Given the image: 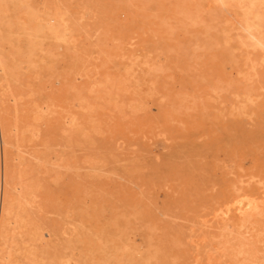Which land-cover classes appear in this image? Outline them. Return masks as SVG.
Wrapping results in <instances>:
<instances>
[{
    "label": "rangeland",
    "instance_id": "374dc122",
    "mask_svg": "<svg viewBox=\"0 0 264 264\" xmlns=\"http://www.w3.org/2000/svg\"><path fill=\"white\" fill-rule=\"evenodd\" d=\"M208 1L0 0V123L53 224L41 264H264V0Z\"/></svg>",
    "mask_w": 264,
    "mask_h": 264
},
{
    "label": "bare ground",
    "instance_id": "6f19581e",
    "mask_svg": "<svg viewBox=\"0 0 264 264\" xmlns=\"http://www.w3.org/2000/svg\"><path fill=\"white\" fill-rule=\"evenodd\" d=\"M127 1V0H126ZM194 1V0H193ZM208 1V0H207ZM213 1V0H212ZM211 0H210V2H212ZM142 2V1H141ZM210 2L208 1V3L210 4ZM218 2V1H217ZM14 3H15V1H14ZM44 4V3H43ZM195 4H196V2H195ZM206 4V3H205ZM212 4V3H211ZM25 5V4H24ZM28 5V4H27ZM143 5V4H142ZM197 5V4H196ZM219 6H221L220 5V3L218 4ZM12 6V5H11ZM26 6V5H25ZM25 6H23L22 5V7H25ZM32 6V5H31ZM48 6V5H47ZM212 6V5H211ZM13 7V6H12ZM21 7V8H22ZM30 7V6H29ZM43 7V6H42ZM57 7H59V6H57ZM56 7V8H57ZM128 7V6H127ZM213 7V6H212ZM28 9V6L27 7H25V9ZM31 8V7H30ZM50 8V7H49ZM55 8V7H54ZM217 8V7H216ZM47 9H48V7H47ZM47 9L46 10H44L45 12H46V14H47ZM58 9V8H57ZM220 9V8H219ZM217 10L218 12L219 11H221V9L220 10ZM36 10V9H35ZM42 10V9H41ZM56 10V9H55ZM58 10H60V7H59V9ZM62 10V9H61ZM66 10V9H65ZM116 10V9H115ZM38 11V10H37ZM63 11V10H62ZM117 11V10H116ZM115 11V12H116ZM216 11V12H217ZM27 12H29L30 13V15H32L31 14V12L30 11H27ZM26 12V13H27ZM39 12H40V10H39ZM61 12V11H60ZM67 12V11H66ZM189 12V11H188ZM4 13V12H3ZM29 13H27L28 15H29ZM32 13H34L33 11H32ZM38 13V12H37ZM37 13L35 14V15H37ZM41 13V12H40ZM58 13V12H57ZM61 13H64V12H61ZM69 13H71V12H69ZM110 13H113V12H110ZM187 13V12H186ZM45 14V13H44ZM55 14H56V11L54 12V14H53V16L52 17H54L55 16ZM65 14V13H64ZM64 14L63 15H60V18L61 17H63L64 16ZM68 14V13H67ZM190 14V13H189ZM188 14V15H189ZM217 14V13H216ZM216 14H215V16H216ZM2 15V14H1ZM41 15H42V13H41ZM40 15V16H41ZM48 15H51V14H48ZM47 15V17H49ZM71 15V14H70ZM69 15V16H70ZM73 15V14H72ZM119 15V14H118ZM217 15H219V13L217 14ZM33 16V15H32ZM39 16V15H38ZM37 16V17H38ZM39 16V17H40ZM43 16V15H42ZM41 16V18L43 19V17ZM46 16V15H45ZM65 16H66V14H65ZM64 16V17H65ZM182 16H183V14H182ZM185 16H186V14H185ZM192 16V15H191ZM190 16V17H191ZM28 17V16H27ZM47 17H46V19H47ZM67 17V16H66ZM72 17V16H71ZM184 17V16H183ZM182 17V18H183ZM187 17H189V16H187ZM195 17V16H194ZM30 18H31V16H30ZM34 18V17H33ZM59 18V16H58V20L60 19ZM129 18V17H128ZM186 18V17H185ZM214 18V17H213ZM218 18H219V16H218ZM35 19H36V17H35ZM35 19H33L31 22H33ZM38 19V18H37ZM41 19V20H42ZM50 19H52L51 17H50ZM69 17H67V19H65V20H67V22H70L69 20ZM180 19H181V17H180ZM210 19V18H209ZM23 20H24V18H23ZM38 20H40V19H38ZM38 20H36V21H38ZM40 20V21H41ZM48 20H49V18H48ZM47 20V22H48V24H49V21ZM58 20L56 21L55 19L53 20V21H56V22H54V23H56V24H60V20H59V22H58ZM61 20H62V18H61ZM63 20H64V18H63ZM183 20V19H182ZM190 20H191V18H190ZM189 20V21H190ZM200 20V19H199ZM53 21H52V23H53ZM189 21H187V22H189ZM193 21V20H192ZM207 21H209V20H207ZM211 21V20H210ZM217 21V20H216ZM225 21V20H224ZM223 21V22H224ZM28 22L29 23H31L30 21H27V24H28ZM45 22H46V20H45ZM45 22L43 21V23L45 24ZM63 22L64 21H61V28H62V30L64 31V29L66 30V32L68 33V31H70V29L72 28V27H70L69 25H71V24H69V23H66V24H68V27H70V28H68V31H67V28L65 27H63L62 26V24H63ZM184 22V21H183ZM191 22V21H190ZM212 22V21H211ZM218 22V21H217ZM222 21L219 23V24H221V23H223ZM34 23V22H33ZM43 23H42V25L41 24H39V25H41L42 27H43ZM184 23H186V19H185V22ZM260 23V22H259ZM32 24V23H31ZM36 24H37V22L35 23V27H37L36 26ZM50 24H51V22H50ZM49 24V25H50ZM65 23H64V25H66ZM192 24V23H191ZM218 24V25H219ZM226 24V23H225ZM53 26H55L54 24H52ZM202 25V24H201ZM209 25V24H208ZM11 26V25H10ZM24 26H25V24H24ZM24 26H23V30H25L24 29ZM45 27H46V24L44 25ZM67 26V25H66ZM72 26V25H71ZM203 26V25H202ZM210 26V25H209ZM220 27H224V25H219ZM28 27V26H27ZM30 27V26H29ZM28 27V28H29ZM31 27H33V25L31 26ZM42 27H39V29L40 28H42ZM45 27H43V28H45ZM261 27V26H260ZM49 28V29H48ZM47 29L49 30V33H51V27H48ZM218 28V27H217ZM20 29H21V27H20ZM31 29V28H30ZM37 29V28H36ZM35 29V30H36ZM39 29H37L38 31H40ZM47 29H46V32H47ZM53 29V28H52ZM207 29V28H206ZM219 29V28H218ZM23 30H21V31H23ZM29 30V29H28ZM32 30V29H31ZM34 30V29H33ZM37 30L35 31V32H37ZM73 30V29H72ZM71 30V31H72ZM7 31V30H6ZM10 31V30H9ZM54 30H52V32H53ZM57 30H55V32L54 33H52V34H54V35H52V36H54V37H57L58 35L57 34H59V33H57L56 32ZM63 31H60V32H62L63 33V35L66 33H64ZM70 31V32H71ZM2 32V31H1ZM25 32H27V30H25ZM24 32V33H25ZM29 32H32V31H29ZM35 32H32V33H34V36H36L35 35ZM42 32V31H41ZM41 32H39V33H41ZM46 32H44V33H46ZM215 32V31H214ZM23 34V32H19V34ZM55 33H57V34H55ZM212 33V32H211ZM220 33V32H219ZM21 34V36H26V34H24V35H22ZM29 34H31V33H29ZM37 34V33H36ZM48 34V33H47ZM47 34L44 36V37H47V38H45V40L46 39H50V37L48 38V36H47ZM221 34V33H220ZM219 34V35H220ZM11 35V34H10ZM32 35L33 34H31V37H32ZM41 35H43V34H41ZM57 35V36H56ZM61 35V34H60ZM68 36H69V33L67 34ZM66 34H65V38L67 39V36ZM218 35V36H219ZM39 36V35H38ZM211 36V35H210ZM216 37L217 39L218 38H220V36L219 37ZM28 36H26V38H27ZM30 37V36H29ZM29 37H28V39H29ZM30 37V38H31ZM60 36H58V38H59ZM63 37V36H62ZM62 37H60V39L62 40L63 38ZM223 36H222V34H221V38H222ZM255 37V36H254ZM52 38V37H51ZM57 38V39H58ZM64 38V39H65ZM69 38H71V37H69ZM68 38V39H69ZM214 38V37H213ZM225 38V37H224ZM224 38H222V39H219V40H223ZM32 39V38H31ZM31 39H29V44L31 43ZM33 39L34 40H38L39 39V37L38 38H34L33 37ZM60 39H59V41H60ZM40 40L42 41V40H44V39H42V36H41V38H40ZM53 40H55V38H53L52 39V41ZM225 40V39H224ZM222 41L223 43H225V41ZM11 41V40H10ZM26 42H27V39L25 40ZM39 41V40H38ZM56 41V40H55ZM54 41V42H55ZM59 41H58V43H59ZM63 41H66V40H63ZM68 41H70L71 42V40H68ZM208 41H209V39H208ZM216 41V40H215ZM34 42V41H33ZM40 42V41H39ZM47 42H49V40L47 41ZM69 42V43H70ZM210 42H211V40H210ZM219 42V41H218ZM221 42V41H220ZM12 43V42H11ZM68 42L67 43H64V44H62L63 45V47L66 45V44H69ZM209 43V42H208ZM32 45H33V43H31ZM60 44H61V42H60ZM59 44V45H60ZM210 44V43H209ZM214 44V43H213ZM254 44H256V45H258L259 44V42L258 41H255L254 42ZM40 45H41V43H40ZM102 45V44H101ZM11 46V45H10ZM39 47V46H38ZM60 47H61V45H60ZM208 47H209V45H208ZM212 47V46H211ZM15 48V47H14ZM66 48V47H65ZM64 48V49H65ZM25 49V48H24ZM31 49V48H30ZM39 49H40V47H39ZM67 49V48H66ZM21 50V49H20ZM32 50V49H31ZM22 52V51H21ZM20 52V53H21ZM36 52H37V50H36ZM15 54V53H14ZM49 54V53H48ZM50 55V54H49ZM7 59V58H6ZM0 60H1V58H0ZM15 60V59H14ZM30 61V60H29ZM14 62V61H13ZM19 62V61H18ZM25 62V61H24ZM12 63V62H11ZM30 66H31V64H30ZM29 66V67H30ZM11 67V66H10ZM16 67V66H15ZM27 67V66H26ZM3 67H1V69H0V71H5V68H4V70L2 69ZM14 68V67H13ZM13 68H12V70H13ZM29 69V68H28ZM1 72V73H2ZM7 73V71L5 72V74ZM8 73H9V71H8ZM7 73V74H8ZM6 74V75H7ZM11 74V73H10ZM9 74V75H10ZM5 75V76H6ZM2 77V76H1ZM3 78H4V76H3ZM5 80V79H4ZM2 85V84H1ZM2 91V90H1ZM3 93V92H2ZM11 94V93H10ZM3 95V94H2ZM15 95V94H14ZM23 95V94H22ZM16 96V95H15ZM15 96H13V97H15ZM21 96V95H20ZM6 97H8V96H6ZM5 98V95H3L2 97H1V93H0V112L1 113H3L4 112V110H10V109H6L5 107H4V103L5 104H7L6 102H4V101H6V100H4L3 101V99ZM18 98H20V97H18ZM18 98H16L15 97V99L17 100ZM12 99V98H11ZM13 100V102L16 104V101H14V99H12ZM45 100V99H44ZM26 101V100H25ZM4 102V103H3ZM22 102V101H21ZM31 102V101H30ZM28 103V102H27ZM35 103H37V101L35 102ZM44 103V102H43ZM50 103V102H49ZM15 104H14V106H15ZM13 105V104H12ZM43 105V104H42ZM7 107H8V105H6ZM13 106V107H14ZM26 106V105H25ZM44 106V105H43ZM9 108V107H8ZM33 108H36V107H33ZM38 108H39V106L37 107V110H38ZM45 108H48V107H46L45 106ZM17 109H18V107H17ZM16 109V110H17ZM42 109V108H41ZM30 110V109H29ZM31 110H32V108H31ZM40 110V109H39ZM35 111V109L33 110V112ZM11 112V111H10ZM10 112H7L8 114L10 113ZM26 112V111H25ZM29 112V111H28ZM39 112V111H38ZM40 112H42V110L40 111ZM45 112V111H44ZM36 113H37V111H36ZM35 113V114H36ZM11 114V113H10ZM1 116H3L2 114H0ZM4 115H5V113H4ZM7 115V114H6ZM5 115V116H6ZM28 115V114H27ZM42 114H40V116H41ZM8 116V115H7ZM6 116V117H7ZM32 116V115H31ZM39 116V115H38ZM4 117V116H3ZM9 118V117H8ZM7 118V119H8ZM34 118H36V117H34ZM40 118V117H39ZM0 119H2V118H0ZM10 119V118H9ZM36 119H38V118H36ZM35 119V120H36ZM4 120V118L2 119V121ZM9 122H11V121H9ZM9 122H8V124H9ZM3 123V122H2ZM2 123H0L3 127H2V130H1V138H2V144H3V152H2V162H3V185H2V193H1V204H0V264H41L40 262H42V261H44V260H42V258H40L41 260H39L38 259V261H37V256H39L40 254V252H42V251H38V254H37V250L39 249H35V247H38V245L37 244H39L38 242H36L39 238H41V236L43 235V232L44 231H46L45 232V236H46V238L48 239V237H49V235H50V237H51V235H53V229H51V231H52V234H50L49 233V228H51V227H49V226H53V224H51V222H50V224L47 226L46 225V222H48V220H49V218H46L45 217V215H49V214H44L43 216L46 218L45 219V224L43 223H41V221H39L40 222V225L41 226H43V225H45L46 226V230H45V228H40L39 229V222L36 224V222L38 221V220H35L34 218L36 217V215H35V217H34V215H32L33 217V219L35 220V222H34V220H32L31 219V214L33 213L32 211H30L31 210V208H30V206L32 205V203L30 202V200H29V198H28V196L31 194V193H33L32 191H30V190H28V187H29V185L25 182V179L22 181V182H20L19 184H18V186H16V187H14L13 186V184H14V181H12L10 178L12 177V176H19L17 173L15 174V175H12V176H10L11 174H9V161L12 163V161L14 160H12V155H10V157H9V153L10 152H8V150H9V148H7V146H8V144H9V146H10V143H8V141H7V137L9 136L8 135V129H9V127H11L10 125H9V127L7 128V125L5 124V125H3ZM4 123H7V122H4ZM12 123V122H11ZM25 124V123H24ZM27 124V123H26ZM28 125V124H27ZM14 127L15 126H18V125H16V123H15V125H13ZM32 126V125H31ZM37 126V125H36ZM13 127V128H14ZM28 128L26 125L24 126V129L22 130V131H26V130H28V129H26V128ZM30 127V126H29ZM46 127V126H45ZM12 129V128H11ZM26 129V130H25ZM10 130V129H9ZM14 130V129H13ZM31 130L32 129H30V133H31ZM15 131H16V129H15ZM18 131V130H17ZM22 131H18V133H20V132H22ZM33 131V130H32ZM43 131H45V130H43ZM35 132H37V131H35ZM34 132V133H35ZM13 133V132H12ZM15 133V132H14ZM23 133V132H22ZM22 133H20V134H22ZM27 133V132H26ZM38 133H40V130L38 131ZM16 134V133H15ZM20 134H18L17 136H18V138L20 137L19 135ZM43 134V133H42ZM11 135V134H10ZM28 135V134H27ZM33 135V134H32ZM38 135V134H37ZM37 135H35V136H37ZM12 136V135H11ZM16 136V137H17ZM29 136V135H28ZM34 136V137H35ZM13 137V136H12ZM16 137L15 138H13L14 140H16ZM22 137V136H21ZM24 137H26V136H24ZM9 138V137H8ZM11 138V137H10ZM23 138V137H22ZM22 138H20V140L22 139ZM29 138H31V136L29 137ZM33 138V137H32ZM24 139V138H23ZM26 139V138H25ZM18 140V139H17ZM19 140V141H20ZM33 140H35V139H33ZM29 141H30V139H29ZM14 142V141H13ZM38 142V141H37ZM18 143V142H17ZM17 143L15 142L14 144V146L16 147V145H17ZM12 144V143H11ZM40 144H42V146H43V148L45 147V146H48V145H43V143H40ZM8 146V147H9ZM13 146V147H14ZM18 146V145H17ZM41 146V147H42ZM10 147H12V146H10ZM38 147V146H37ZM42 148V149H43ZM48 148V147H47ZM47 148H44V149H47ZM8 149V150H7ZM11 149V148H10ZM41 149V150H42ZM38 150V149H37ZM10 151H12V150H10ZM42 151H44V150H42ZM41 151V152H42ZM40 152V153H41ZM46 154H48L47 153V151H44ZM31 153V152H30ZM36 153L38 154V152L36 151ZM36 153H34V154H36ZM12 154V153H11ZM33 155V153H32V155H31V157H32V159H34L36 162H33V164L35 163V164H39L38 166H42L43 168H44V171L43 172H45V170H47L48 169V171L50 172V170H52V169H50V168H47L46 169V167H49L48 165L46 166V164H48V163H50V158H48L45 154V157H43V156H41V157H39V155ZM42 154V153H41ZM54 154V153H53ZM49 155V154H48ZM50 155H51V153H50ZM49 155V156H50ZM30 157V158H31ZM42 157H43V159H42ZM11 158V159H10ZM18 158V157H17ZM16 158V159H17ZM19 159V158H18ZM32 159H30L31 160V162H32ZM49 159V160H48ZM60 159V158H59ZM24 160V159H23ZM13 164V163H12ZM30 164H32V163H30ZM29 164V165H30ZM33 164L31 165L32 167H33ZM35 164H34V167H35ZM51 164V163H50ZM14 165V164H13ZM13 165H11V166H13ZM16 165H14V167H15ZM30 166V167H31ZM38 166H36V168L38 167ZM54 166V165H53ZM13 167V168H14ZM29 167V168H30ZM28 168V167H27ZM40 168V167H39ZM38 168V169H39ZM42 169V168H41ZM50 169V170H49ZM23 170V169H22ZM34 170V172H29L30 174L31 173H35L36 171L35 170H37V169H33ZM43 170V169H42ZM19 171V170H18ZM21 171V170H20ZM19 171V172H20ZM38 171V170H37ZM12 172V171H11ZM17 172V171H16ZM39 172V171H38ZM47 172V171H46ZM48 172V173H49ZM52 172V171H51ZM21 173V172H20ZM23 173H24V170H23ZM28 173V172H27ZM28 173V174H29ZM41 173V172H40ZM47 173V174H48ZM12 174H14V173H12ZM25 174V173H24ZM46 174V173H45ZM36 175H37V177H38V173H36ZM23 177V175L22 174H20V177ZM32 176V178H33V176L34 175H31ZM20 177H18V179L21 181L22 179H20ZM36 177V176H35ZM55 178V177H54ZM13 179H14V177H13ZM15 179H17V177H15ZM14 179V180H15ZM27 180H31V179H27ZM11 181L13 182V184L11 183ZM32 181V180H31ZM31 181H29L28 183L30 184V183H32ZM33 181H35V180H33ZM1 182H2V180H1ZM36 182V181H35ZM35 182H33V183H35ZM37 182H39V179L37 180ZM33 183H32V185L30 186V188L32 189V190H34V189H37V188H32V187H34L33 186ZM15 184H16V182H15ZM14 184V185H15ZM36 187H39L38 185H36ZM35 193V192H34ZM34 193H33V195H34ZM48 194V193H47ZM35 196V195H34ZM31 197V196H30ZM44 198V197H43ZM34 199V198H33ZM45 199V198H44ZM44 199H40V202L41 201H44ZM48 199V198H47ZM32 200V199H31ZM35 200V199H34ZM46 200V199H45ZM47 201V200H46ZM32 202H34L35 203V201H32ZM49 202V201H48ZM30 203H31V205H30ZM44 203H45V201H44ZM49 204V203H48ZM29 206L28 208L30 209L28 212H27V210H26V208H25V206ZM33 207H34V205H32ZM43 206V205H42ZM33 207H32V210H33ZM37 207V206H36ZM42 208H44V207H42ZM44 209H46V208H44ZM43 209V210H44ZM49 209V208H48ZM40 211V210H39ZM29 212H31V214L29 215ZM34 212H35V210H34ZM42 212V211H41ZM42 213H44V212H42ZM33 214H35V213H33ZM38 217H40V216H37L36 218H38ZM44 217H42L43 219H41V220H44ZM38 219H40V218H38ZM48 219V220H47ZM49 221H51V220H49ZM39 225V226H38ZM42 229H44V231L41 233L39 230H42ZM81 230H82V228H80ZM79 229V230H80ZM76 230H78V228L76 229ZM80 230V231H81ZM79 232V231H78ZM39 233H41V236H40V234ZM80 236V235H79ZM42 239V238H41ZM40 239V240H41ZM78 239V238H77ZM80 239V238H79ZM254 240V239H253ZM252 240V241H253ZM259 239H257V241H258ZM41 241H43V239L41 240ZM48 241V240H47ZM75 241V240H74ZM77 241V240H76ZM255 241V240H254ZM256 241V242H257ZM260 242L262 241V240H259ZM264 241V240H263ZM36 243V245H35V243ZM44 243H47L46 241H43ZM256 242L253 244L252 242H248L249 244L248 245H250V244H253L254 246H255V244H256ZM42 243V242H41ZM44 243H42L43 244V246H44ZM239 243V242H238ZM258 243V242H257ZM261 243H264V242H261ZM41 244V245H42ZM49 244V243H48ZM230 245V243L227 241V245ZM244 245V242L242 243V241H241V245ZM247 244V243H246ZM40 245V246H41ZM46 245V244H45ZM239 245V244H238ZM252 245V246H253ZM48 246V245H47ZM46 246V248H48ZM245 246V245H244ZM263 246V245H262ZM261 246V247H262ZM225 248L226 247H228V246H224ZM230 247V246H229ZM229 247H228V249H229ZM250 247V246H249ZM41 248V247H40ZM43 248V247H42ZM41 248V249H42ZM224 248V251L226 250H228L227 248L225 249ZM239 248H240V245H239ZM247 248H248V246H247ZM247 248H244L243 250H245V249H247ZM251 248V247H250ZM254 248L255 247H253V250H254ZM51 249H52V247H51ZM252 249V248H251ZM256 249V248H255ZM257 249H259L258 247H257ZM261 249V248H260ZM40 250V249H39ZM43 250H44V248H43ZM242 250V249H241ZM242 250V251H243ZM250 249H248V251H249ZM264 250V249H263ZM49 251H50V249H49ZM52 251V250H51ZM83 251V250H82ZM230 250H228L227 252H229ZM44 253L42 254L41 253V255L43 256L44 254H45V256L44 257H46V251H43ZM46 252V253H45ZM233 251H230V253H232ZM238 252H240V251H238ZM237 252V253H238ZM255 252V251H254ZM246 253V251H244L243 252V254H245ZM248 254H247V256H249V260L251 261V263L252 264H258V263H256L258 260L259 261H261L260 259H259V255H257V256H259L258 257V260L257 261H255L256 260V258L257 257H255L254 256V254H253V252H247ZM52 254H55V253H53L52 252ZM235 255H236V253H234ZM48 255H49V253H48ZM229 255H231V254H228V256ZM51 256V255H50ZM49 256V260L48 261H50V258L51 259H54V257L52 258V256L50 257ZM59 255H57L56 257L57 258H55L56 260L57 259H59V261H61V259L58 257ZM242 256V258L244 259V255H241ZM261 256H263L262 254H261ZM39 257H41V256H39ZM38 257V258H39ZM44 257H43V259H44ZM79 257V256H78ZM83 257V259L85 258L84 256H82ZM232 257H233V254H232ZM236 257V256H235ZM47 258H45L46 260H47ZM239 258H241L240 256H239ZM238 258V256H237V259H239ZM263 258V257H262ZM78 259V258H77ZM230 259H231V256H230ZM233 259V258H232ZM235 259V258H234ZM246 259V258H245ZM244 259V260H245ZM255 259V260H254ZM85 260V259H84ZM243 260V261H244ZM54 261V260H53ZM59 261H57V263L58 264H68V262L67 263H65V262H63V261H61V263H59ZM64 261H65V259H64ZM78 261V260H77ZM80 262L82 261V260H79ZM248 261V260H247ZM46 263L45 264H51L52 262H47V261H45ZM83 262V261H82ZM82 262H81V264H82ZM53 263H55V262H53ZM52 263V264H53ZM56 263V264H57ZM76 263V262H75ZM261 263H263V262H261ZM73 264V263H72ZM84 264V263H83ZM243 264V263H242ZM246 264V263H245ZM247 264H250V263H247Z\"/></svg>",
    "mask_w": 264,
    "mask_h": 264
}]
</instances>
